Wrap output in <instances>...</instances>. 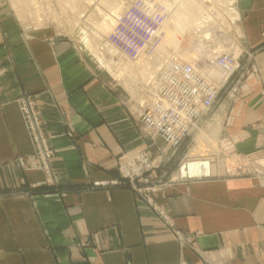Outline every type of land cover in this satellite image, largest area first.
Wrapping results in <instances>:
<instances>
[{
  "label": "crops",
  "instance_id": "obj_1",
  "mask_svg": "<svg viewBox=\"0 0 264 264\" xmlns=\"http://www.w3.org/2000/svg\"><path fill=\"white\" fill-rule=\"evenodd\" d=\"M225 6L226 30L212 25L217 49H194L184 34L164 54H193L198 68L220 53L239 62L198 125L218 126L225 163L190 178L160 168L165 145L140 120L147 92L142 105L74 43L26 33L0 10V264H264V0ZM26 95L53 150L52 184L41 166L16 162L35 151L19 107ZM138 152L153 164L139 186L152 190L172 228L123 179L120 163ZM229 157L244 168L230 172Z\"/></svg>",
  "mask_w": 264,
  "mask_h": 264
},
{
  "label": "built area",
  "instance_id": "obj_2",
  "mask_svg": "<svg viewBox=\"0 0 264 264\" xmlns=\"http://www.w3.org/2000/svg\"><path fill=\"white\" fill-rule=\"evenodd\" d=\"M166 10L157 4L152 5L147 0H132L131 4L122 10L115 20L107 41L121 54L129 59H137L153 41L155 35L167 19ZM195 64L182 58L172 56L161 66L159 78L155 84L153 99L141 111L140 120L144 127L159 136L165 144L173 149L181 147L197 129L202 115L215 105L220 89L227 80L238 70V58L220 53L215 55L206 66H213L222 71L225 79L219 80L208 71L202 72ZM19 107L29 128L35 151L27 157L17 158V164L27 166H41L49 183L51 171L49 160L53 150L47 145L42 125L31 96H22ZM148 157L141 152L125 157L119 168L123 179L128 180L140 197L148 201L158 215L173 227L170 217L152 200L149 188L139 184L147 183L142 178L143 171L150 169ZM208 175V174H207ZM181 178H190L180 176ZM121 180H114L113 185L122 184ZM52 184V183H51ZM104 185L94 183V186ZM181 244H188L189 240L177 230H173Z\"/></svg>",
  "mask_w": 264,
  "mask_h": 264
},
{
  "label": "rangeland",
  "instance_id": "obj_3",
  "mask_svg": "<svg viewBox=\"0 0 264 264\" xmlns=\"http://www.w3.org/2000/svg\"><path fill=\"white\" fill-rule=\"evenodd\" d=\"M109 1L110 0H75V1L74 0H35V1L34 0H0V10L6 9L10 11L11 16H14L16 18L22 30L26 33H30L32 31H46L49 34L58 36L61 39L69 40L70 42L74 43L78 48H80V50L89 59V61H91V64L95 66L97 70H99V72L102 73L108 81L112 83L115 82L118 83L120 86H122L124 93L128 96L129 94L131 96L137 95L142 105L145 104L144 102L148 99V98L146 99V92H147V97L149 95V100L147 104L142 107V109H144L153 99V92L156 87L155 84L159 78V72L161 66L170 57L169 56L166 57L165 55L163 61L160 64H158V66L154 65L155 61L153 57L157 52H159L164 41L162 39H159L161 37L157 36V34L155 35L153 41L149 44V46L145 50H143L140 56L135 60L129 59L123 54H121L107 41V35L110 32L112 26L114 25L117 15L127 6H129L132 0H129L128 3L118 11L116 16L114 17V21L111 23L110 29H108V31L104 33L102 37L96 35L94 33L95 30L94 26L97 23H99V21L103 20L102 19L103 13L109 10V7L106 6L107 4L106 2ZM113 1L122 3L125 2L126 0H111V2ZM147 1L149 3H152V5L154 4L160 5L166 10L168 16L165 22H167L170 14L168 10L175 8V4L174 5L172 4L174 3V0H147ZM231 1L233 0L198 1L201 7L200 9L201 18L195 23V26L192 25L189 31L188 30L185 31L187 45H191L192 48L194 49L197 47L199 49H201L202 47L203 48L205 47L207 49H217L216 43L217 41L220 42L217 38V31L218 29L226 30V27L228 26L227 22L223 20L220 11H223L225 9L226 7L225 5H227L228 9H231ZM97 10H99V12ZM208 10L210 12H208ZM27 12L29 13V15ZM218 12L220 14H218ZM88 13L91 14L89 15ZM219 19H222V21H219ZM212 25L216 26L217 29V31L214 33V35L216 36L214 37L212 33L213 30ZM162 28L163 27H161L159 31ZM194 35L198 36L199 39L196 40L194 38ZM84 36H86L87 39H84L83 38ZM156 38L162 40V42L156 41L154 43V40ZM89 45L97 47L98 49L97 52L94 51L92 49V46L90 47ZM167 47H172V46L166 45V48ZM99 58H103V59L100 60ZM145 58L149 59L148 60L149 65L147 67L148 71H143L144 72V76H143V74L140 71V68L138 67ZM193 58H194L193 54L190 55L186 54L183 60L196 65L197 63ZM115 61L121 63V65L124 66V70L121 73V77L119 75L120 72H116V70L114 69L116 67ZM128 67L129 69L131 68L132 71L129 72V69H127ZM198 69H200L202 72L208 71V73L212 74L219 80L225 79V76L222 73V71L216 67L206 66V68L199 67ZM128 73L129 75L127 76ZM151 77L153 78L151 79ZM124 80H126L127 83ZM128 82H130L131 84L130 83L128 84ZM132 85L134 87L133 89H132ZM222 88L220 89L219 94L221 93ZM218 133H219L218 126L208 127V128L198 126L197 129H195L192 132L191 136L186 140V142H184V144L177 149L168 147L165 144V142L162 140L163 144L165 145L164 147L166 148L165 157L169 156V159L166 158L161 159L163 161L159 163L160 168L163 170L168 169V175L171 177H180V176L198 177L186 173L187 165L190 161L205 160L210 163V172H209L210 174L212 169V164L216 163L217 161L225 163L224 159L227 158L225 152L223 151V147L220 145L217 139ZM163 151L164 150L157 151L155 155H162ZM142 153L143 152H141V154ZM149 161H150L149 165L151 166L150 167L151 169L153 164H151V160ZM226 161L229 162V166L231 165L229 167L230 172L241 171V169L244 168L243 164L238 160H236L235 158L233 159L229 157L228 160ZM162 164L165 165L163 166ZM244 165L246 166V164ZM160 173L161 172H159V174Z\"/></svg>",
  "mask_w": 264,
  "mask_h": 264
},
{
  "label": "bare ground",
  "instance_id": "obj_4",
  "mask_svg": "<svg viewBox=\"0 0 264 264\" xmlns=\"http://www.w3.org/2000/svg\"><path fill=\"white\" fill-rule=\"evenodd\" d=\"M35 1V0H34ZM75 1V0H74ZM129 0H126L125 2H111V0L109 2H106V6L109 7V10L103 13V20L99 21V23H97L94 27V33L98 36H103L104 33H106L108 31V29H110L111 23L114 21V17L116 16V14L118 13V11L123 8ZM198 1L200 0H174V3H172L173 5L175 4V8H172L169 11V19L167 20V22L164 23L163 27L158 33L157 36H160L163 38V44L159 50V52H157L154 55V65L158 66V64H160L163 59H164V54L167 52L166 51V45L172 46L174 49H178L180 42L183 40V36L185 34V31L189 29H191L192 25L195 26V23L201 18L200 12H201V7L200 4L198 3ZM75 4V2H74ZM100 4V3H99ZM41 6V5H40ZM98 8V7H97ZM83 9V8H82ZM81 10V9H80ZM60 11V10H59ZM99 12V10H97ZM208 12H210L208 10ZM28 13V12H27ZM49 13V11H48ZM101 13V12H100ZM53 14V12H52ZM56 14V13H55ZM65 14V13H64ZM89 15L91 13H88ZM99 14V13H98ZM102 14V13H101ZM29 15V13H28ZM73 16V15H72ZM75 17V15H74ZM80 17V16H79ZM90 21V20H89ZM61 22V21H60ZM59 24V23H58ZM195 28V27H194ZM194 32V31H193ZM87 35V34H85ZM84 39H87L86 36L83 37ZM90 42V41H89ZM162 42V41H161ZM159 43V42H157ZM110 45V44H109ZM90 46V45H89ZM92 46V45H91ZM90 46V47H91ZM152 47V46H151ZM171 47V48H172ZM92 49L94 51L97 52V47L92 46ZM152 49V48H151ZM108 50V48H107ZM110 50V49H109ZM157 50V49H156ZM95 52V53H96ZM150 52V51H149ZM99 54V53H98ZM143 54V53H142ZM168 54V53H167ZM179 54V53H178ZM112 55V54H111ZM148 55V54H147ZM102 56V55H101ZM149 56V55H148ZM147 56V57H148ZM146 57V56H145ZM100 60L103 58H99ZM98 59V60H99ZM141 59V58H140ZM106 60V59H105ZM149 59L145 58L142 63L140 64V66L138 68H140L141 73L144 76V72L143 71H148L147 67L149 65L148 62ZM103 61V60H102ZM116 62V67L113 68L116 70V72H120V77H121V73L124 70V66L121 65V63ZM152 63V62H151ZM101 64V63H100ZM114 65V64H113ZM126 65V64H125ZM128 65V64H127ZM152 65V64H151ZM126 68V67H125ZM160 68V67H159ZM113 69V70H114ZM129 69V67L127 68ZM128 71V70H127ZM132 71L131 68L129 69V72ZM155 71V69H154ZM126 72V71H125ZM133 74V73H132ZM129 75V73L127 74V76ZM131 76V75H130ZM129 76V77H130ZM126 77V76H125ZM137 77V76H136ZM132 78V77H131ZM135 78V77H134ZM147 78V77H146ZM153 77H151L152 79ZM125 79V78H123ZM141 79V78H140ZM150 79V80H151ZM143 80V79H142ZM126 83L127 81L124 80ZM135 81V80H134ZM137 81V79H136ZM130 82H128L129 84ZM133 83V80H132ZM141 83V82H140ZM145 83V82H144ZM131 84V83H130ZM146 84V83H145ZM154 85V84H153ZM130 86V85H128ZM141 87V86H140ZM155 87V86H154ZM133 85H132V89H133ZM151 88V87H150ZM210 172V163L208 161H190L187 165V171L186 173H188L189 175H193V176H204L209 174Z\"/></svg>",
  "mask_w": 264,
  "mask_h": 264
}]
</instances>
